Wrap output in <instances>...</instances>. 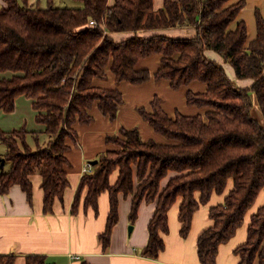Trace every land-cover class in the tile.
I'll use <instances>...</instances> for the list:
<instances>
[{
  "label": "trees",
  "instance_id": "1",
  "mask_svg": "<svg viewBox=\"0 0 264 264\" xmlns=\"http://www.w3.org/2000/svg\"><path fill=\"white\" fill-rule=\"evenodd\" d=\"M0 72L12 73L0 80V111L13 113L20 97L32 102L41 133L27 129L6 133L0 129V144L6 153L8 172L0 173V195L19 186L31 201L30 177L39 176L43 193V213L51 215L56 202L64 203L69 187L66 167L67 141L76 140V124L90 125L94 105L111 122L123 104L118 90L95 87L107 71L116 84L140 86L154 79L166 80L172 91L193 82L205 85L203 94L188 91L186 106L203 114L170 118L160 99L150 103L151 112L139 110L143 122L165 143L143 142L138 129H121L106 137L110 150L95 160L92 172L83 174L70 214L83 201L84 209L97 210L98 196L107 192L109 215L98 237L102 250L110 246L118 223L119 194L132 196L128 221L133 226L142 203H155L148 223L147 245L140 252L157 260L165 248L162 235L169 233L168 213L181 199L178 220L185 239L192 219L212 196L223 197L220 205L209 207L212 226L197 237L196 254L200 264H216L218 250L233 239L248 219L246 241L234 250L237 264H264V19L256 10V37L248 43L244 22H237L246 1L164 0L154 11L153 0H71L76 8L46 7L31 0H1ZM94 22L97 27L90 26ZM236 24L234 29L231 26ZM171 28L194 30L195 37L169 39L143 38L142 32ZM133 34L116 43L113 34ZM206 52L218 54L228 63L236 80H251L240 89L226 76L223 67L210 62ZM161 66L151 75L136 70L137 63L153 56ZM254 96L263 123L251 115ZM40 134L47 141L39 146ZM36 142L32 150L26 138ZM89 164V163H88ZM117 173L114 185L109 183ZM170 174L166 186L162 180ZM231 185V188L229 186ZM24 264H49L46 257L30 255ZM15 257L0 255V264H15ZM82 264H87L83 262Z\"/></svg>",
  "mask_w": 264,
  "mask_h": 264
},
{
  "label": "crops",
  "instance_id": "2",
  "mask_svg": "<svg viewBox=\"0 0 264 264\" xmlns=\"http://www.w3.org/2000/svg\"><path fill=\"white\" fill-rule=\"evenodd\" d=\"M42 1L47 3V0H31L33 4H41ZM163 1L153 0L155 11L163 7ZM239 1L230 0V3L236 4ZM244 1H246V6L239 14L237 22L246 24L249 43L256 37L255 11L260 10L264 19V0ZM107 4L109 7L113 6L114 0H108ZM2 5L3 3L0 0V6ZM235 26L236 24H233L231 29H234ZM195 34L191 28H171L157 30L156 32H142L140 36L151 38L158 35L169 39H186L195 37ZM132 36L133 34L130 33L113 34L112 38L116 43H121ZM205 56L210 62L223 67L220 61L221 57L218 54L206 52ZM137 64L136 70H147L151 75H154L161 66L158 55L142 59ZM231 71L233 75L229 74L228 76L231 79L228 78L233 81L236 76L232 68ZM243 84L245 83H237V87L247 89L251 85L250 83ZM94 85L97 88L107 90L116 89L122 94L123 104L118 107L119 111L115 121L111 122L108 117L97 109V105H94L89 112L92 117L90 125L81 126L76 124L74 127L76 140L67 141L68 151L65 153L68 161V166L65 169L69 187L63 196L64 203L56 202L51 215L43 213L41 180L37 175L30 177L31 185H33L31 201L26 199L19 186H13L7 194L0 195V255L15 257V264H24V257L30 255L46 257L49 264H82L83 262L87 264H200L196 254L197 237L212 226L208 208L220 205L224 196H212L209 204L195 213L190 232L185 239L180 236L181 225L178 220V209L181 199L177 200L176 204L169 210V233L162 235L165 248L159 254L157 260L140 256L141 250L148 243L147 225L154 215L155 203H142L140 205L138 218L132 226L133 230L129 233L128 216L133 197H125L119 194L118 223L113 228L110 246L105 251L102 250L98 237L105 230L109 215L110 198L108 193L102 192L98 196L96 212L91 207L85 210L83 201L76 210V214H70V208L86 164L95 161L102 152L111 149V146L106 143V137L117 135L121 129L137 128L143 142L165 143L163 137L156 135L149 124L142 121L138 111L145 109L151 112L150 103L154 98H159L160 106L170 118H174L175 113L187 117L203 114L195 107H187L185 98L188 91L203 94L205 85L193 82L188 87L172 91L170 83L166 80L156 82L151 79L140 86L125 82L116 84L109 71L106 73L105 80L95 81ZM251 97L253 100L255 99L253 95ZM22 99L25 98L20 97L16 100L15 115L20 112L21 104L28 103ZM29 104H32L30 100ZM14 124L16 125L12 116L7 117L0 111V129L2 131L11 133L13 130L21 129H14L17 126ZM18 125L20 124L18 123ZM41 130L34 131L41 132ZM5 153L6 149H0V159H5ZM5 167L6 161L4 160L2 171L5 170ZM174 176V174H170L162 180L161 189L166 186L167 180ZM116 178L117 173L111 176L109 183L114 185ZM229 188H231V185ZM257 202L258 204H255L254 209L250 211V215L256 211L258 206L264 203V196L261 195ZM247 227L248 219L237 230L233 239L220 247L216 264H237L239 262V257L235 256L233 252L238 246L245 243ZM254 264L258 263L255 262Z\"/></svg>",
  "mask_w": 264,
  "mask_h": 264
},
{
  "label": "rangeland",
  "instance_id": "3",
  "mask_svg": "<svg viewBox=\"0 0 264 264\" xmlns=\"http://www.w3.org/2000/svg\"><path fill=\"white\" fill-rule=\"evenodd\" d=\"M41 7L43 8H47L46 7V2L45 1H42L41 2ZM53 6H56V7H60V8H67V7H70V8H76V7H80L79 4L77 3H74L72 2L71 0H54L53 1ZM155 11V10H154ZM220 61L222 62L221 64L223 65V67L225 68V72H226V75L228 76L229 74L230 75H233L232 74V71H231V66L226 63L225 61H223L221 58H220ZM219 65V64H218ZM221 66V65H220ZM222 67V66H221ZM223 68V69H224ZM12 76V73H3V72H0V80H10ZM230 78V76H228ZM232 77V76H231ZM231 79V78H230ZM233 82H235V85L237 86V83H245L243 85H247V84H251V80H247V81H239V80H236V78L233 79ZM24 98V97H23ZM22 100H25L27 101L28 103H24V104H21L20 105V108H19V111L16 115H15V110H16V105H15V109L13 111V113L11 114H5L7 117H11L12 116V119L15 121L16 123V127L14 129H27L28 131H33V132H36V133H41L43 132V128L44 126H40L36 123V115H35V112L32 110V107L31 105L29 104V100L27 98L25 99H22ZM252 105H253V109H252V112H251V115L254 119H256L259 123H263L262 119H261V116H260V113H259V109H258V105H256V101L255 99L253 100L252 98ZM14 114V115H12ZM18 123L20 125H18ZM42 129V130H41ZM34 130H41V132H38V131H34ZM26 141L28 143V145L31 147L32 150H35L36 149V142L28 137L26 138ZM38 141H39V146L41 145H44V142L47 141L46 139V136H44L43 134H40V136L38 137ZM71 142V141H69ZM0 149H5V147L0 144ZM9 170V164H6V167H5V172H8ZM259 202V201H258ZM258 202L256 203V205L258 204ZM128 232H130V228H132L133 230V227L130 226V224L128 225Z\"/></svg>",
  "mask_w": 264,
  "mask_h": 264
},
{
  "label": "built area",
  "instance_id": "4",
  "mask_svg": "<svg viewBox=\"0 0 264 264\" xmlns=\"http://www.w3.org/2000/svg\"><path fill=\"white\" fill-rule=\"evenodd\" d=\"M90 26L97 27V25L94 22H91ZM84 169L85 170H84L83 174H87V173H91L92 172V167L89 164H86ZM77 259H79V258H77Z\"/></svg>",
  "mask_w": 264,
  "mask_h": 264
},
{
  "label": "water",
  "instance_id": "5",
  "mask_svg": "<svg viewBox=\"0 0 264 264\" xmlns=\"http://www.w3.org/2000/svg\"><path fill=\"white\" fill-rule=\"evenodd\" d=\"M97 164V161H91L89 162V165L91 167L95 166ZM3 165H4V160L3 159H0V173H2V169H3ZM132 231V228H130V232Z\"/></svg>",
  "mask_w": 264,
  "mask_h": 264
}]
</instances>
